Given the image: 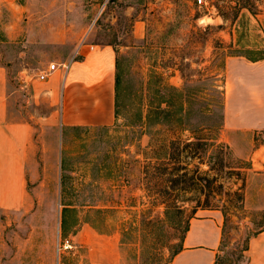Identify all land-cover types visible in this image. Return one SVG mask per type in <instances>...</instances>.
I'll return each instance as SVG.
<instances>
[{
    "label": "rangeland",
    "instance_id": "obj_1",
    "mask_svg": "<svg viewBox=\"0 0 264 264\" xmlns=\"http://www.w3.org/2000/svg\"><path fill=\"white\" fill-rule=\"evenodd\" d=\"M0 25L29 19L23 6L67 8L64 24L83 27L90 43L117 51L116 121L105 127H62L47 102L20 93L14 116L35 127L41 179V213L0 215V264H41L28 251L55 237L52 264H91L81 226L100 235L98 257L117 238V264H171L191 220L185 209L166 211L145 174L147 152L173 139L218 137L231 148L227 161L245 179L244 199L218 197L224 215L217 264H246L245 246L264 229V131L225 126L229 61L264 59V0H4ZM15 5L18 17L8 6ZM48 14L38 13L36 21ZM61 17L65 20L66 18ZM0 28V55L8 65L9 95L18 86L11 60L18 54ZM3 39V40H2ZM16 50V52H15ZM152 145V146H150ZM156 160V159H155ZM186 160V158H184ZM201 169H208L207 163ZM38 183V182H37ZM36 183V185H37ZM243 180L226 181L236 190ZM183 197L178 199L181 204ZM61 223V227H60ZM72 245L64 248L65 239ZM244 254V255H243ZM101 264V263H100Z\"/></svg>",
    "mask_w": 264,
    "mask_h": 264
},
{
    "label": "crops",
    "instance_id": "obj_2",
    "mask_svg": "<svg viewBox=\"0 0 264 264\" xmlns=\"http://www.w3.org/2000/svg\"><path fill=\"white\" fill-rule=\"evenodd\" d=\"M0 0V15L4 13ZM13 3L7 0V3ZM18 17L17 6H8ZM29 19L1 24L18 54L11 60V76L18 80L9 95L8 65L0 55V215L41 213V189L51 183L41 179L36 158L35 127L10 111V101L26 93L28 101L36 97L48 103L52 115H58L62 127H107L116 121L117 51L111 43L86 42L82 25L63 24L67 8L23 6ZM15 9V10H14ZM48 14L44 21L35 15ZM61 17L66 18L65 20ZM1 20V19H0ZM67 22V21H66ZM3 40V39H2ZM16 52V50H15ZM52 63L55 70H50ZM230 91L225 111L228 130L264 131V59L243 56L229 61ZM46 73L45 78L41 75ZM38 182V183H37ZM37 183V185H36ZM61 227V223H60ZM224 215L219 209H200L191 218L189 229L171 264H216L223 240ZM107 245L103 260L98 257L100 235L81 226L75 238L87 243L91 264H117V238ZM28 251L49 253L41 264H52L55 237ZM246 264H264V229L253 235L245 250Z\"/></svg>",
    "mask_w": 264,
    "mask_h": 264
},
{
    "label": "trees",
    "instance_id": "obj_3",
    "mask_svg": "<svg viewBox=\"0 0 264 264\" xmlns=\"http://www.w3.org/2000/svg\"><path fill=\"white\" fill-rule=\"evenodd\" d=\"M159 149L165 152V158L155 156L159 154L158 149L152 148L146 153L145 174L147 178L158 180L157 187L151 189H155L161 197L166 211L173 209L183 211L185 203H190L193 218L200 209H219L221 205L213 202L216 199L220 201L218 197L227 196L231 205L234 199L243 201L245 179L242 178L241 171L232 169L227 161L232 153L231 148L227 143L219 141L218 137L211 136L204 140L200 136H195L194 140L188 139L185 142L173 139L162 144ZM203 163L208 165V169L204 171L201 169ZM234 174L243 180L236 190H232V186L226 184ZM180 197H183V203L178 204ZM223 206L225 207L224 204ZM224 207L223 212L226 208ZM189 226L190 221L187 230ZM247 247L248 244L244 251Z\"/></svg>",
    "mask_w": 264,
    "mask_h": 264
},
{
    "label": "built area",
    "instance_id": "obj_4",
    "mask_svg": "<svg viewBox=\"0 0 264 264\" xmlns=\"http://www.w3.org/2000/svg\"><path fill=\"white\" fill-rule=\"evenodd\" d=\"M199 2L202 3V0H199ZM55 68H56V64L55 63H52L50 65V67H49L50 70H55ZM45 76H46V73H43L41 75V78H45ZM64 242H65L64 243V248L70 247L72 245L71 240L69 238L65 239Z\"/></svg>",
    "mask_w": 264,
    "mask_h": 264
}]
</instances>
